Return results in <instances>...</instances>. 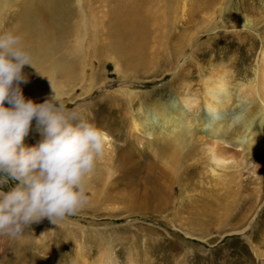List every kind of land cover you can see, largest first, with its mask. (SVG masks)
I'll use <instances>...</instances> for the list:
<instances>
[{
  "label": "bare ground",
  "instance_id": "6f19581e",
  "mask_svg": "<svg viewBox=\"0 0 264 264\" xmlns=\"http://www.w3.org/2000/svg\"><path fill=\"white\" fill-rule=\"evenodd\" d=\"M19 1L17 12L10 15V19L8 18L12 20L15 16L4 34V48L1 53L7 56L13 53L15 56L17 52L16 56L19 55L17 60L20 63H26L29 58L30 61H34V65L42 61L46 63V66L41 74L43 80H39L35 84L36 87L0 100V116L8 108L24 103L26 100L42 99L45 95L50 98H61V103L64 104V95L84 79L82 59L95 54L96 48H98L97 55L111 52L112 57L110 58L114 63L116 77L120 79L122 85L126 86L127 90H120L122 99L112 101V104L110 101L106 108L105 105L99 106L91 115L92 117H82L83 121L78 122L77 126L67 125L71 139L68 145H62L61 156L58 159L56 157L57 166L65 164L59 169L78 159L95 132L99 133L100 141L108 144L112 141V137L117 140L119 135L127 144L128 140L123 138L126 136L134 138L133 131L148 134L156 141L157 149L155 148L154 152L153 149L151 150L153 157L156 158L155 162L157 156L162 159L157 163L162 171H159V174L152 173L148 178L150 179L149 188L147 186L144 193L139 196L132 189V185L128 187V182H131L134 159L133 153L128 151V147L124 145L115 154V159L112 158L111 166L105 163L107 166L103 165L104 168L100 166L103 171L97 174L91 173L90 183L87 179L84 181L85 185L80 184V193H90L92 196L85 204H94L95 201L102 202V198H104L103 202L108 200L104 195V188L114 173L116 179L124 180L122 185L126 193L124 200L127 197L124 201L125 216L136 211H145L149 214L158 209L162 211L168 202L173 201L174 187L177 186L179 189V195L186 192L188 187L185 175L190 166L187 165L188 162L200 163L203 172L199 175L202 176L203 173L208 172L214 179V188L208 193L207 198L215 208L204 202H201L203 204L199 206L207 207V215L213 216L219 226L221 225L220 227L227 226L224 233L219 232V236L222 234L241 235L243 247L237 250L238 256L246 254L245 258L248 259H245V262L248 264H264V30H262L263 34H258L261 48L256 66L251 71L241 68L234 72L231 70L233 63L228 65V62L214 64L212 59L197 54L203 49L201 47L200 50L202 44L196 45L199 50L191 51L193 54L186 52L194 41L193 34H198L202 28L204 30L216 29L212 25L214 23L209 22L208 26V20L215 18L216 12L221 18L222 25L231 24L237 20L238 23L243 21L240 25L242 28L248 26L249 29L254 30L260 23L258 21L262 20L264 28V14L262 13L264 12V0H250V2L247 1L248 3L241 0V6L240 2L237 4L234 0L228 3H226L228 0H107L112 5L107 13L111 15L112 21L102 25V29L100 26H92L93 13L84 12L83 0ZM107 1L105 0L106 3ZM71 5L76 8L73 9ZM216 5H220V8L214 9ZM10 6H12L10 0H0V7L7 9ZM15 6L17 4H14ZM199 13L205 17L200 18V23H202L200 26L193 23L195 16ZM6 14L10 13L6 11ZM246 14L258 17L246 19ZM212 15L214 16L211 17ZM176 19L178 23L183 19L185 21L178 26ZM114 29H117L115 37L117 43L112 45L110 41L114 32L110 36L109 34L106 36L105 33ZM225 33L222 31L219 36H216L220 38ZM227 33V37L240 36V32ZM101 34L103 41H99ZM247 39L254 42L252 36H248ZM6 43L10 48L6 47ZM215 43L216 41L207 43L206 46L209 47ZM185 52L188 56H185ZM200 56L205 59L200 61H205L208 65L205 72L201 69V64L197 62ZM0 61L4 66L9 64L7 58L0 57ZM196 66L199 69L200 78L196 75ZM171 73L173 77L168 83L165 86H158L159 88L155 90L151 89L148 92L128 90L134 85L145 87L148 84L165 80L166 76ZM242 73L244 75L241 76ZM93 76L92 73L89 77L87 75L89 85L81 91V96L86 99L88 95L95 92L92 88L93 83L90 82V77ZM172 92L178 95L182 108L171 97ZM159 93H169V96L162 101L157 97ZM82 106H78L71 112L74 114L72 118H81L84 110ZM104 109L107 115L102 116ZM122 122L126 126L125 134L121 133L124 127ZM128 146L131 150L132 147ZM137 151L140 152L138 149ZM9 157L14 160L12 162L20 165L28 163L31 158V156L19 155L17 150L12 151ZM100 167L98 169H102ZM108 174L110 176H107ZM248 175L254 177L252 182L254 185L252 191L248 192V200L243 199L246 204L245 210L239 218H232L235 211L241 208L239 205L240 191L249 182ZM88 176L90 178V175ZM155 177L157 182L152 183ZM77 181L81 180L77 179ZM175 183H177L176 186H174ZM143 184L146 183L143 182ZM179 195L178 199H181ZM73 203L76 208L82 205L75 201ZM149 209L151 210L147 211ZM78 214L86 215V213L79 212ZM59 220L61 224L67 221L66 223L71 225V221L67 219ZM231 220H235V223H231ZM78 231L75 234L71 233L74 236L72 243L74 244L73 258L75 257L72 259V264H99L94 260L90 261V252L88 253L82 234ZM187 233L192 235L188 231ZM199 236L203 238L207 234L202 233ZM223 253L224 260H229L230 257L227 256L225 249ZM100 256L103 257L102 260L105 259V264L114 263V261H106L110 256H106L104 251L100 252ZM55 258H57L55 253L49 254L48 260L45 257L46 263L44 264H51ZM35 263L37 264L38 261Z\"/></svg>",
  "mask_w": 264,
  "mask_h": 264
},
{
  "label": "rangeland",
  "instance_id": "374dc122",
  "mask_svg": "<svg viewBox=\"0 0 264 264\" xmlns=\"http://www.w3.org/2000/svg\"><path fill=\"white\" fill-rule=\"evenodd\" d=\"M10 1L12 6L7 8L9 10L6 7H0V57L7 58L9 62L8 65L4 66L0 61V73L3 72L0 74V96L2 97L0 100L12 94L24 93L26 89L36 87L35 84L39 80H43L41 74L46 66V63L40 61L37 67V65H34V61H30L31 59L29 58L26 63H20L17 60L19 57V55L16 56L17 52H15L16 58L13 53L8 56L5 53H1L4 48V34L8 30L10 22L15 19L13 18L15 16H13L12 20H9L10 15H14L18 10V5H20L19 0ZM245 1L250 2V0ZM228 2H233V0H228L226 3ZM234 2L237 4L240 2L241 6V0H234ZM14 4H17V6L14 7ZM72 6L73 9L76 8V6ZM111 6L105 0H83L84 12L93 13L91 18L92 26H100L101 29L102 25L112 21L111 15L107 14ZM217 8H220V5L214 7V9ZM10 9L13 10L11 11ZM6 11L10 14H6ZM262 13L264 14V12ZM5 14L6 16H4ZM202 15V13L197 14L193 23L200 26L202 24L200 23V18L204 17ZM257 17V15H245L246 19H255ZM185 19L179 23L176 19V25L180 26V23L184 22ZM261 21H258L260 23L254 30L249 29L248 26L242 28L240 25L243 21L238 23L237 20L231 24L222 25L221 18L216 12L215 18L208 20V26L209 22L210 24L214 23L212 25L216 29L208 30L206 27L207 30L202 28L198 34H193L194 41L187 48L188 50L186 49V52L193 54V50H199L196 45L202 44L201 46L199 45L200 50L203 48L202 52L199 51L197 54L205 55L204 57L212 59L214 64L228 62L227 64L231 65L233 63L231 70L234 72L239 71L241 68L245 69V71L254 70L261 48L259 35L263 34L262 30H264ZM222 31L226 33L224 35L221 34L223 38L222 36L218 38ZM227 32H240V36L237 38L234 36L227 37ZM105 34L106 36L107 34L113 36L110 41L112 45L117 43V38H115L117 29ZM248 36H252L254 42L248 40ZM101 40L103 41L102 34L99 38V41ZM215 41L216 45L206 46L207 43H214ZM6 47L10 48L8 43H6ZM97 50L98 48L95 49V54H90L89 57L82 59V62H84V79L74 89L64 95V104L61 103V98H50V96L45 95L42 99L26 100L24 103L8 108L0 116V264H36L35 262L37 261V264H44L46 263L45 257L47 259L51 253L57 255V258H55L56 262L53 261L51 264H72V259L75 257L73 258L74 244L72 243L74 236L71 233L75 234L77 230L82 234L86 249L88 253L90 252V261L94 260L99 264H105V259L102 260L103 257L100 256L102 251H104L106 256H110L106 261H114L112 264H143L144 262L146 264H248L245 262V259H248L247 257L245 258L246 254L237 255V250L243 247V242L240 239L241 235L222 234V236H219V232L224 233L227 226L224 225V228L220 227L221 225L219 226L213 216L207 215V207L202 208L199 206L203 204L201 202H204L215 208L213 203L209 202L207 198L208 193L214 188V179L208 172L203 173L202 176L199 175V173L203 172L200 163L193 164L188 162L187 165L190 166L185 175L186 186L188 187L185 190L186 192L179 195V189L176 186L177 183H175L174 186L176 187L173 190V198L175 200L170 201L171 203L168 202L162 211L158 209L152 214L145 211H136L129 216H125L124 201L127 197L124 200L126 196L125 190L122 189L124 180L116 179L114 173L104 188V195L108 200L103 202L104 198H102V202L95 201L94 204H85L88 203L92 196L90 193L84 194L82 192L84 195L81 194L80 184L85 185L84 181L87 179L90 183L91 173L95 172L97 174L103 171L107 164L111 166V163L113 164L111 162L112 158L113 160L115 159V154L124 145L128 147V151L133 153L134 159L132 163L133 172L130 177L131 182H128V187L132 185V189L139 196L144 193L145 188L148 186L150 175L152 173L159 174V171H162L157 164L160 162L161 157L159 159L156 155V162L155 156L153 157L152 151L154 152L157 147L155 146V138L150 135L133 131L134 138L124 137V140H128L126 141L127 144L132 147L130 150L120 135L117 140L112 137V141L108 144L100 141L98 138L99 133L95 132L78 159L59 169L65 164L57 166L56 157L58 159L61 156L60 149L62 145H68L71 139L67 125L77 126L83 121L82 117H92L91 115L99 106L105 105L106 108L110 101V104H112V101L115 102L118 99H122L120 90H127L126 86L122 85L119 81L120 79L116 77L114 63L110 58L112 57L110 56L111 52L97 55ZM187 53L185 56H188ZM202 56L198 58L197 62L201 64V69L205 72L208 65L205 61H200L205 60ZM195 70L196 75L200 78L197 66ZM198 72L199 74H197ZM90 73L94 75L90 77V82L93 83L92 88L95 92L88 95L89 98L87 97L86 99L81 96V91L89 85L88 77ZM172 77L173 74L171 73L166 76L165 80L148 84L145 87L134 85L128 90H138L137 92L155 90L165 86ZM168 96L169 93H159L157 97L164 101ZM171 97L182 108L178 95L172 92ZM78 106H82L84 109L81 113V118H72L74 114L71 112L76 110ZM86 111L87 113H85ZM198 111L196 112L197 114ZM104 115H107L105 109L102 111V116ZM228 115L230 114L228 113ZM122 126H124L123 122ZM125 128L126 126L122 127L121 133L125 134ZM14 150L19 151V155L31 156L30 161L24 165L12 162L14 160L10 159L9 155H12ZM100 166H103V168ZM90 167L94 168L91 169ZM99 167L102 169H98ZM51 170H56V173L54 171L51 172ZM79 175L83 177H78ZM88 175H90V178ZM107 176L110 175L108 174ZM247 178L249 182L246 183L245 190L243 188L240 191L239 200L241 202L239 205L241 208L235 211L232 218H239L245 210L246 204L243 199L248 200V192L249 190L252 191L254 185L252 184L254 177L248 175ZM77 179L81 181H77ZM143 182L146 184H143ZM154 182H157L156 177L152 183ZM178 195L181 199H178ZM178 200L180 201L178 202ZM74 201L82 204L81 207L76 208ZM212 202L214 201L212 200ZM242 203H244V206H242ZM78 212L86 213V215L82 216ZM61 218L71 221V225L66 223L67 221L61 224L59 220ZM231 223H235V220H231ZM187 231L193 236L188 234ZM202 233L207 234V236L200 237L199 235ZM223 249L226 250L227 256L230 257L227 261L224 260ZM183 259L186 261L184 262Z\"/></svg>",
  "mask_w": 264,
  "mask_h": 264
},
{
  "label": "trees",
  "instance_id": "16d2710c",
  "mask_svg": "<svg viewBox=\"0 0 264 264\" xmlns=\"http://www.w3.org/2000/svg\"><path fill=\"white\" fill-rule=\"evenodd\" d=\"M9 112V111H8Z\"/></svg>",
  "mask_w": 264,
  "mask_h": 264
}]
</instances>
